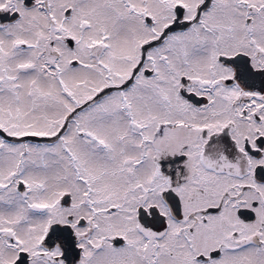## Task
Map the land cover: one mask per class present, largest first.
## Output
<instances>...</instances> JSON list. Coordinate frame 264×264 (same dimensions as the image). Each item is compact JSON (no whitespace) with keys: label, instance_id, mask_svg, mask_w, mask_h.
I'll return each mask as SVG.
<instances>
[{"label":"snow or ice","instance_id":"obj_1","mask_svg":"<svg viewBox=\"0 0 264 264\" xmlns=\"http://www.w3.org/2000/svg\"><path fill=\"white\" fill-rule=\"evenodd\" d=\"M0 264H264V0H0Z\"/></svg>","mask_w":264,"mask_h":264}]
</instances>
